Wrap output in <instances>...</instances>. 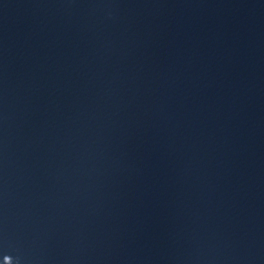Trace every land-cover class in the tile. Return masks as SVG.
Instances as JSON below:
<instances>
[{"label":"water","instance_id":"1","mask_svg":"<svg viewBox=\"0 0 264 264\" xmlns=\"http://www.w3.org/2000/svg\"><path fill=\"white\" fill-rule=\"evenodd\" d=\"M0 264H264V0H0Z\"/></svg>","mask_w":264,"mask_h":264}]
</instances>
